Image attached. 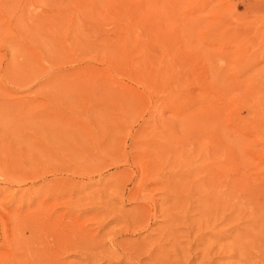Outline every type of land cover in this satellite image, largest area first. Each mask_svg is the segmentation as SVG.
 Segmentation results:
<instances>
[{
  "label": "rangeland",
  "instance_id": "1",
  "mask_svg": "<svg viewBox=\"0 0 264 264\" xmlns=\"http://www.w3.org/2000/svg\"><path fill=\"white\" fill-rule=\"evenodd\" d=\"M263 231L264 0H0V264H264Z\"/></svg>",
  "mask_w": 264,
  "mask_h": 264
},
{
  "label": "bare ground",
  "instance_id": "2",
  "mask_svg": "<svg viewBox=\"0 0 264 264\" xmlns=\"http://www.w3.org/2000/svg\"><path fill=\"white\" fill-rule=\"evenodd\" d=\"M200 141H201V139H200ZM208 150H209V148H208ZM208 150H207V151H208ZM204 151H205V150H204ZM211 151H212V152H211ZM211 151H208V152L205 151V152H206V156H205V157H207V158L209 157L208 159H210V160L212 159V160H213V158H210V156H209V155H213V149H212ZM199 152H200V151H199ZM205 152L201 151V154H202V153L204 154ZM207 153H208V154H207ZM211 153H212V154H211ZM204 155H205V154H204ZM204 155H203V156H204ZM203 156H202V157H203ZM205 157H204V158H205ZM211 157H212V156H211ZM207 158H205V160H207ZM210 160H209V161H210ZM206 162H208V161H206ZM211 163H212V162H211ZM207 165L210 166L209 163H207ZM211 165L213 166V164H211ZM200 166H201V165H200ZM198 167H199V166H198ZM203 167H205V165H204ZM206 168H207V167H205L204 169H206ZM209 168H211V167H208V169H206V171L209 170ZM202 170H203V169H202ZM211 170H212V168H211ZM203 171H204V170H203ZM209 171H210V170H209ZM212 171H213V170H212ZM172 172H173V171H172ZM197 172H198V171H197ZM199 172L201 173L202 171H199ZM203 173H204V172H203ZM205 173H206V172H205ZM170 174H171V173H170ZM207 174H208V175H207ZM207 174H204V176H206V175L209 176V173H207ZM211 174H213V173H211ZM174 175H175V174H174ZM167 176H168V175H167ZM170 176H172V175H170ZM175 176H176V175H175ZM200 176L202 177L203 175L200 174ZM207 176H206V178H207ZM197 177H198V175H197ZM157 178H158V177H157ZM195 178H196V177H195ZM204 178H205V177H204ZM204 178H200V180H201V179H204ZM206 178H205V181L208 180V181L211 182V180H212V179H211V176H209V178H210L211 180H209L208 178H207V180H206ZM197 179L199 180V178H197ZM234 179H235V178H234ZM234 179H232V180L230 179L231 181H229V182H231V185H233V182H235L234 184H237L236 180L234 181ZM166 180H167V179H166ZM157 181H159V179H158ZM232 181H233V182H232ZM155 182H156V181H155ZM197 183H199V182L197 181ZM201 183H203V185L205 184L204 181L201 182ZM206 183L209 184V182H206ZM208 184H206V186H207ZM228 185H229V184H228ZM167 186H168V185H167ZM167 186H166V187H167ZM233 186H234V185H233ZM233 186H231V187H233ZM237 186H238V185H237ZM229 187H230V186H229ZM234 187H235V186H234ZM234 187H233V188H234ZM212 188H213V186H212ZM233 188H231V190H232ZM209 190H210V189H209ZM210 191H211V190H210ZM212 191H213V190H212ZM177 193H178V192H177ZM209 193H210V192H209ZM230 194H231V193H230ZM176 196H178V195H176ZM176 196H174V197H176ZM143 197H144V195H143ZM172 197H173V196H172ZM172 197H171V198H168V200H170V199H171V200H172V199L175 200V199L178 198L179 196L176 197V198H174V197L172 198ZM145 198H146V197H145ZM141 199H142V198H141ZM148 199H149V198H148ZM148 199H147V200H148ZM180 199H181V198H180ZM210 199H211V198H210ZM143 200H144V199H143ZM168 200H167V201H168ZM176 200H177V199H176ZM178 200H179V199H178ZM212 200H213V199H212ZM164 201H165V199H164ZM167 201H166V202H167ZM182 201H183V200H182ZM143 202H144V201H143ZM143 202H142V203H143ZM169 202H170V201H169ZM177 202H178V201H176L175 203L173 202V204L176 205ZM179 202H180V201H179ZM179 202H178V205H177V206L181 205V203H179ZM142 203H140V201H139V202L137 203V205L135 206L136 209H135V210H132V211L130 212L129 216H130V218L132 219V221L135 220V218H140V219H143V218H144V212H141V208H142V207L144 208L146 205L143 206L144 203H143V204H142ZM148 203H150V202H148ZM146 204H147V202H146ZM169 204H170V203H169ZM181 206H182V205H181ZM146 207H147V206H146ZM146 207H145V208H146ZM154 207H155V206H153V208H154ZM153 208H152V209H153ZM170 208H171V206H170ZM144 210L146 211V209H144ZM147 211H148V207H147ZM150 212H151V211H150ZM90 213H91V212H90ZM222 217H223V216H222ZM170 218H171V217H170ZM209 218H211V217H209ZM209 218H208V219H209ZM194 221H195V220H194ZM209 221H211V220H209ZM212 221H213V220H212ZM104 223H105V222H104ZM104 223H102V224H104ZM151 223H152V222H151V219H150V220L147 222V224H144V225L142 226V228H140V229L138 230V229H134V227L137 226V225H139L140 222H134L133 224H132V222H131L128 226H125V227L123 228V231H121L120 233H121V235H124V234H129L128 232H130V231H132V232H136V233H137V232H141L140 230H142L143 227H145L146 225H150ZM185 223H186V222H185ZM209 223H210V222H209ZM209 223H208V224H209ZM206 224H207V223H206ZM100 227H101V226H100ZM209 227H210V226H209ZM211 227H212V224H211ZM212 228H213V227H212ZM145 229H146V228H145ZM228 229H229V228H228ZM143 230H144V229H143ZM206 230H207V227H206ZM209 230H210V229H209ZM226 230H227V229H226ZM226 230H224V231L227 233L228 231H226ZM230 230H231V229H230ZM171 231H173V229H171ZM204 231H205V230H204ZM211 231H212V230H211ZM221 231H222V230H221ZM224 231H223V232H224ZM231 231H233V230H231ZM231 231H230L229 233H231ZM241 231H242V230H241ZM207 232H208V230H207L205 233H207ZM233 232H234V231H233ZM209 233H210V232H209ZM209 233H207V234L209 235ZM261 233H262V232L260 231V234H261ZM207 234H204V235H207ZM235 234H236V233H235ZM263 234H264V231H263ZM263 234H262V236L264 237ZM31 235H32V234H31ZM198 235H199V234H198ZM204 235H203V236H204ZM213 235H214V234H213ZM240 235L242 236V234L238 232V233L235 235V237H236V238H240ZM200 236H201V235H200ZM211 236H212V235H211ZM216 236H220V237L223 236V235H222V232H221V233H217ZM228 236H229V235H228ZM258 236H259V235H258ZM258 236H257V237H258ZM197 237H198V236H197ZM220 237H219V238H220ZM255 237H256V236H255ZM225 238H226V237H225ZM225 238H223V239H225ZM230 238H231V236H230ZM159 239H160V238H159ZM194 239H197V238H194ZM199 239H200V237H199ZM202 239H203V238H202ZM216 239H218V238H216ZM237 240H238V239H237ZM241 240H242V239H241ZM171 241H172V239H171ZM174 241L178 244V242H177V241H178L177 238L174 239ZM190 241H191V240H190ZM197 241H198V240H197ZM30 242H31V241H30ZM122 242H123V241H122ZM175 242H173V243H175ZM255 242H256V241H255ZM179 243H180V242H179ZM247 243H249V242H247ZM252 243H253V242H252ZM125 244H126V243H125ZM127 244H128V243H127ZM180 244H181V243H180ZM192 244H193V243H192ZM205 244L207 245V244H209V242H208V243H205ZM205 244H204V245H205ZM212 244H213V243H212ZM253 244H254V243H253ZM261 244H262V243H260V245H261ZM42 245H43V244H42ZM89 245H90V244H89ZM204 245H203V247L206 246V245H205V246H204ZM246 245H247V244H246ZM246 245H245L244 243L239 242V241H235V240L232 241V240H231V241L228 242V244H227L228 249H227L225 252L230 251V250H231L232 252H233V251H234V252L238 251L237 255L239 256V258H242L241 256H244V257H245V254H246V251H247V249H245V248H246ZM69 246L71 247V244H70ZM131 246H132V245H131ZM129 247H130V244H129ZM145 247H146V246H145ZM147 247H149V246H147ZM147 247H146V248H147ZM46 248H47V247H46ZM146 248L141 247L140 245H138V243H137V244H134V245L132 246V249H133V250H134V249L136 250V252H135L136 255H139V254L144 253V252H149V250H148L149 248H147V250H146ZM210 248H211V246H210ZM62 249H63V248H62ZM128 249L131 250L130 248H128ZM205 249H206V248H205ZM181 251H182V250H181ZM181 251H180V252H181ZM202 251H203V248H202ZM45 252H46V251H45ZM129 252H131V254H133L132 251H129ZM46 253H47V252H46ZM135 253H134V254H135ZM172 253H173V252H172ZM200 253H202V252H199V253H198V254H199V257H200ZM123 254H124V253H123ZM126 254L129 255L128 252H126ZM202 254H203V253H202ZM205 255H206V254H205ZM237 255H236V256H237ZM124 256H125V255H124ZM129 256H131V255H129ZM129 256H127V257H129ZM133 256H134V255H133ZM168 256H169V255H168ZM201 256H202V255H201ZM203 256H204V254H203ZM228 256H231V255H228ZM38 257H39V256H38ZM131 257H132V256H131ZM134 257H135V256H134ZM169 257H170V256H169ZM196 257H197V256H196ZM205 257H206V256H205ZM211 257H212V256H211ZM193 258H194V257H193ZM213 258H214V257H213ZM127 259H129V258H127ZM133 259H134V258H133ZM133 259H132V260H133ZM202 259H203V258H202ZM129 260H130V259H129ZM186 261H187V260H186ZM199 261H200V260H199ZM202 261H203V260H202ZM208 261L211 262V259H208ZM208 261H207V262H208ZM127 262H128V261H127ZM184 262H185V261H183V263H184ZM190 262H191V260L188 261L186 264H192V263H193V262H191V263H190ZM205 262H206V261H205ZM205 262H201V261H200L199 263H200V264H204ZM130 263H132V262H130ZM170 263H171V262H170ZM199 263H198V264H199ZM212 263H213V262H212ZM171 264H172V263H171ZM176 264H178V263H176ZM195 264H196V263H195Z\"/></svg>",
  "mask_w": 264,
  "mask_h": 264
}]
</instances>
